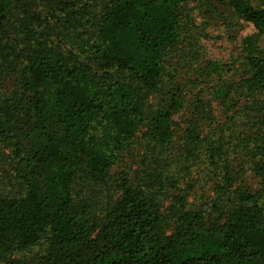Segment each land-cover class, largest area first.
<instances>
[{
  "label": "trees",
  "instance_id": "16d2710c",
  "mask_svg": "<svg viewBox=\"0 0 264 264\" xmlns=\"http://www.w3.org/2000/svg\"><path fill=\"white\" fill-rule=\"evenodd\" d=\"M214 1L264 41V6ZM200 2L215 17L212 0H0V264H264V54L216 111L221 67L194 55L181 81L173 61ZM139 133L133 176L113 173ZM198 162L211 196L189 205Z\"/></svg>",
  "mask_w": 264,
  "mask_h": 264
},
{
  "label": "rangeland",
  "instance_id": "374dc122",
  "mask_svg": "<svg viewBox=\"0 0 264 264\" xmlns=\"http://www.w3.org/2000/svg\"><path fill=\"white\" fill-rule=\"evenodd\" d=\"M214 6L215 17L207 16V19H203L201 15L204 13L206 2H200L198 5H191L190 13L192 17H195L194 24L196 31L193 32V37L197 40L194 44V40L191 41V45L194 49L190 52L188 48L181 51L180 57L174 58V63H178V80L184 81L191 78L193 68H191L190 58L194 55H198V60L201 62L216 63L221 67L223 72L221 76L217 77V73L211 75L209 87L212 91L207 96L209 100L212 99V94L220 92L224 87L237 86L241 84V81L246 79V63L245 57L250 51H261L264 54V41L259 42L252 37L251 28L243 23L240 19L235 17L230 11L225 9L221 4H218L212 0ZM253 7L260 8L264 6V0H256L252 3ZM214 19V20H212ZM203 32L202 38L200 34ZM253 46L249 47L248 45ZM180 48V47H179ZM195 51H199L196 54ZM203 65V64H202ZM196 67V64H193ZM220 72H218L219 74ZM206 79H203L205 81ZM202 88L193 91L187 98V102L184 109L173 115L172 126L174 131V138L172 145L177 153L182 149L183 134L188 121V111L192 102V96L196 94ZM152 103V102H151ZM218 102L213 100L212 106L216 111H219L221 107ZM141 133H139L130 144L128 154L122 159V161L116 164L112 172L116 173L124 171L130 176H133V172L136 168V163L141 154ZM202 162H198L196 166L192 167L189 175V181L192 182V193L188 199L189 205H201L208 201L211 196V185L200 173V167ZM169 204V200L164 201V205ZM171 231V228L168 232Z\"/></svg>",
  "mask_w": 264,
  "mask_h": 264
}]
</instances>
